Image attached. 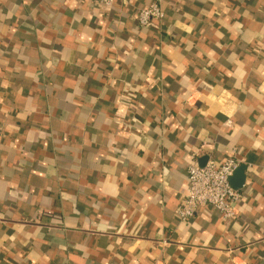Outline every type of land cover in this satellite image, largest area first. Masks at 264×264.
<instances>
[{
	"label": "crops",
	"instance_id": "crops-1",
	"mask_svg": "<svg viewBox=\"0 0 264 264\" xmlns=\"http://www.w3.org/2000/svg\"><path fill=\"white\" fill-rule=\"evenodd\" d=\"M0 0V264H264V0ZM242 194L180 221L187 168Z\"/></svg>",
	"mask_w": 264,
	"mask_h": 264
},
{
	"label": "built area",
	"instance_id": "built-area-1",
	"mask_svg": "<svg viewBox=\"0 0 264 264\" xmlns=\"http://www.w3.org/2000/svg\"><path fill=\"white\" fill-rule=\"evenodd\" d=\"M90 1L99 6L109 7L114 0ZM163 18L160 0H153L148 6L139 9L135 17L141 28H148ZM240 163L236 148H232L230 156L219 164L212 159H208L203 165L191 163L187 168L186 189L177 208L178 219L190 220L195 217L199 208L206 205L213 206L224 221L235 218L236 205L242 194L232 186L230 178Z\"/></svg>",
	"mask_w": 264,
	"mask_h": 264
},
{
	"label": "water",
	"instance_id": "water-1",
	"mask_svg": "<svg viewBox=\"0 0 264 264\" xmlns=\"http://www.w3.org/2000/svg\"><path fill=\"white\" fill-rule=\"evenodd\" d=\"M241 169H243V167H237V169L234 171V173H233V175L231 176V178H230V182H231V184H232V186L236 189V186H235V184L233 183V176H234V174H236V172L237 171H240Z\"/></svg>",
	"mask_w": 264,
	"mask_h": 264
}]
</instances>
